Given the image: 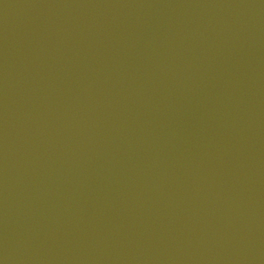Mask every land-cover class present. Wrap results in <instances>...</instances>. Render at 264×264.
<instances>
[{
	"label": "water",
	"instance_id": "obj_1",
	"mask_svg": "<svg viewBox=\"0 0 264 264\" xmlns=\"http://www.w3.org/2000/svg\"><path fill=\"white\" fill-rule=\"evenodd\" d=\"M0 264H264V0H0Z\"/></svg>",
	"mask_w": 264,
	"mask_h": 264
}]
</instances>
